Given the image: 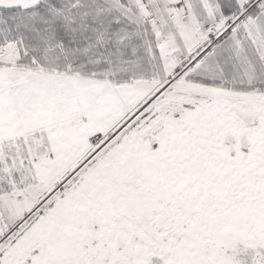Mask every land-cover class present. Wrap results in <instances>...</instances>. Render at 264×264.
<instances>
[{
    "label": "snow or ice",
    "instance_id": "6c2138e0",
    "mask_svg": "<svg viewBox=\"0 0 264 264\" xmlns=\"http://www.w3.org/2000/svg\"><path fill=\"white\" fill-rule=\"evenodd\" d=\"M0 264H264V0H0Z\"/></svg>",
    "mask_w": 264,
    "mask_h": 264
}]
</instances>
